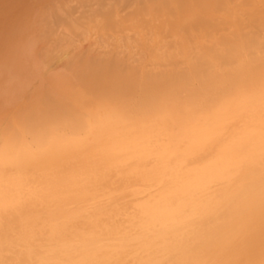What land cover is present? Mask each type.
Masks as SVG:
<instances>
[{"label": "bare ground", "instance_id": "obj_1", "mask_svg": "<svg viewBox=\"0 0 264 264\" xmlns=\"http://www.w3.org/2000/svg\"><path fill=\"white\" fill-rule=\"evenodd\" d=\"M64 2L0 6V41L25 34L0 59V264H264V26L72 97L82 52L62 48L42 98L23 72L40 68L36 23Z\"/></svg>", "mask_w": 264, "mask_h": 264}, {"label": "rangeland", "instance_id": "obj_2", "mask_svg": "<svg viewBox=\"0 0 264 264\" xmlns=\"http://www.w3.org/2000/svg\"><path fill=\"white\" fill-rule=\"evenodd\" d=\"M12 1L13 3L11 2V0H0V6L5 7L12 5L15 10L20 9L22 11L29 12L30 10H36L38 8L41 10L45 9L43 7L47 6L49 2V4H51L52 2V0H48V2L47 0ZM60 1L64 2V0ZM65 1L66 2H64L63 4H66L68 0ZM96 1L97 0H74L73 3H67L64 6L61 3V8L64 7L63 9L65 12L63 11V9L62 11L57 10L56 12L54 11V8L55 10L57 8H53V5H50L52 6L50 7V10L52 8L53 9L51 10L52 12H49V14H51V17H49L48 20L46 19L48 22H45V24L44 22L36 23V28H39L37 30H39L40 33L36 39V47L38 48L35 47V49L38 50L35 53L39 59L40 68L39 70H34V72H32L30 75H28V73L26 72H23V76L27 74V76L24 77V81L30 84V87L32 86V84L33 86H36L31 87L35 90L39 88L40 81L44 79L46 85L44 86L45 90L43 88V91H45V95L47 93V96L44 95L45 97L42 98L49 97L48 92L50 87L48 88L47 85L50 86V84L55 79V74L61 72L60 67L57 65L61 66L65 61L68 60L67 57H62L64 60L63 62L61 58V55L64 56L62 54V48L63 51L64 48L68 51V57L71 59L75 56L76 53L79 54H76V57L80 56L81 52L82 58H84V53H87V51L91 49L94 51V53L96 52L95 54L99 53L100 56L102 55L103 57H105H101L102 59L97 58L102 62L100 60H96L98 61L96 65H94L95 60H92V58L94 59V57L90 58L91 63L88 64H93V66H90V68L88 67L89 65L86 64L88 61H90L89 59L84 58L85 60L83 59V62L81 61L82 58H80L79 60H74V58L76 57L73 58L74 61H71V65L69 66H78V68H80L79 71L77 68V70L74 71V67H69L71 68V70L69 71L73 70L74 73L78 71L77 76L75 75L76 73L74 74L72 72L74 78L71 84L74 82L73 84L78 83L79 85L77 87L68 88V93H70L71 91V94L69 95H71L72 97L78 90H81L86 86L94 87L96 85L106 86L111 83L116 85L119 83H130L131 81L138 82L145 77L146 73L156 70L158 71L161 67H165L166 64L169 63L167 62V60L178 61L179 58V62L182 60H186V57L189 56V54L192 52V49L194 50L197 44L202 42L204 43V41H206L207 39L214 37L215 39L217 38V40H222L225 38H229L232 35L233 30H237L241 33L243 31L244 33H248L251 31L256 32L257 30L255 29H258L260 26H264V0H99L97 1V3ZM89 2L91 3V5ZM36 6L38 7L35 8ZM68 6H70L71 8ZM67 9L68 11H66ZM66 12H69L70 14ZM111 14L112 16H115V18H113ZM113 14H116L117 16ZM108 16L111 17L110 21H115L114 23L110 22V24H113V26L108 24ZM47 23H50L49 25L51 28L49 27V25H47ZM102 23L104 24L103 26ZM105 23H107L108 26L113 30H109V27ZM105 25L107 27L106 29L104 28ZM241 26L244 29L243 31L240 30ZM66 27L70 30H68ZM15 30L17 32H15ZM13 31V35L11 34L13 41L10 37L12 42H10V40H6L5 42V39L3 41V38H5L4 34L8 35L10 33L8 31L7 33L5 29H0V34L3 35L0 44L4 45H2L4 48L2 50L4 51L3 53L1 52V55L3 54V56H0V59L1 57L3 59L6 56L12 54L10 53L12 52V47L10 46H12L13 44L17 45V43L14 42H18V40L16 39H19L16 35L19 34V37L25 36V34L22 35L20 32H18L15 27ZM80 32L81 34L79 35ZM85 32H90L93 37L90 36L91 38L85 39L83 35V33ZM65 34L68 36H66ZM1 35L0 37H2ZM13 36L15 37V39ZM206 36H209L210 38ZM98 37H100L101 40L99 44L95 45L94 42H96L95 40L96 38L98 39ZM2 41L5 44L2 43ZM123 43L125 45H123ZM156 45H158V47ZM2 46H0V50ZM19 46L22 47V45ZM21 47H16L15 51L20 50L18 48ZM24 48L27 49V47L24 46L21 49L23 50ZM181 54L182 56L184 55V58L182 59ZM165 55L169 57H167L166 61ZM84 63L88 66H85ZM43 64H45L46 67ZM49 64L52 65V68ZM73 64H76L77 66ZM128 65L130 71L128 70ZM159 65L161 66L160 68L158 67ZM47 66L49 67V70ZM56 66L58 67V69ZM54 67L57 70H55ZM52 69L54 70L52 71ZM23 93L25 96L23 95ZM23 93L17 95V100H21L23 104L26 102V99L28 101L31 96L34 95L31 93L29 86L28 89H26ZM24 100L25 102H23Z\"/></svg>", "mask_w": 264, "mask_h": 264}]
</instances>
